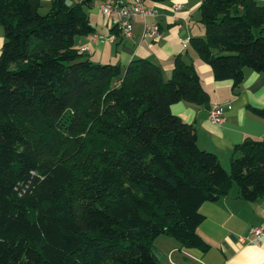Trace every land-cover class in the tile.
I'll list each match as a JSON object with an SVG mask.
<instances>
[{"label":"trees","instance_id":"16d2710c","mask_svg":"<svg viewBox=\"0 0 264 264\" xmlns=\"http://www.w3.org/2000/svg\"><path fill=\"white\" fill-rule=\"evenodd\" d=\"M90 2L52 0L43 15L42 0H0V264H161V235L210 249L203 204L234 184L246 201L264 196V139L237 146L228 172L172 112L210 103L194 64L177 57L166 81L148 59L122 68L76 48L95 32ZM200 11L192 47L216 81L236 91L246 68L264 74V5L203 0Z\"/></svg>","mask_w":264,"mask_h":264},{"label":"crops","instance_id":"0c3cea01","mask_svg":"<svg viewBox=\"0 0 264 264\" xmlns=\"http://www.w3.org/2000/svg\"><path fill=\"white\" fill-rule=\"evenodd\" d=\"M44 1L52 6V0ZM81 1L69 0V3L76 5ZM120 1L130 3L132 0ZM202 1L164 0L149 4L147 7L157 12L151 22L159 24L163 34L159 42L153 43L143 38V20H135L132 37L125 38L117 22H109L101 15L102 0H91L86 9L94 34L101 38L92 43L91 35L76 36L74 44L78 49L89 47L86 54L95 63L118 64L125 68L132 61L148 59L161 68L166 81L172 77L177 57L194 64L210 103L198 106L182 101L172 106V112L195 128L200 148L217 155L230 172L237 146L247 138L264 139V119L252 111V108L264 107V74L246 68L244 81L236 91L232 81L215 80L212 68L192 47V39L205 37L200 11ZM255 1L264 5V0ZM176 4L181 6L178 11L173 10ZM182 40H187L186 46ZM4 43L5 31L0 26V55ZM214 104L225 110L224 122L220 125L209 119V108ZM200 212L205 220L198 232L210 249L204 252L200 248H188L175 238L161 235L154 242V252L161 264H264V240L259 246L239 243V238L248 236L252 228L264 226V196L253 202L246 201L234 184L225 197L216 203L203 204Z\"/></svg>","mask_w":264,"mask_h":264},{"label":"built area","instance_id":"2783aa9c","mask_svg":"<svg viewBox=\"0 0 264 264\" xmlns=\"http://www.w3.org/2000/svg\"><path fill=\"white\" fill-rule=\"evenodd\" d=\"M181 9L179 4L173 6L174 11ZM99 10L101 15L109 22H117L122 35L125 38H131L133 35L134 21L141 19L144 21L143 38L153 43L159 42L162 37V31L159 24L151 22V19L157 17L154 9L147 7L144 0H132L130 3H124L120 0H102ZM101 37L97 34L91 35V42H96ZM187 40H182L184 46ZM82 52L88 53L89 47H83ZM225 118V110L221 105L214 104L209 108V119L214 124H222ZM264 216V212H263ZM264 240V226L254 227L250 230L249 235L239 238L242 245L259 246Z\"/></svg>","mask_w":264,"mask_h":264},{"label":"rangeland","instance_id":"374dc122","mask_svg":"<svg viewBox=\"0 0 264 264\" xmlns=\"http://www.w3.org/2000/svg\"><path fill=\"white\" fill-rule=\"evenodd\" d=\"M51 9V6H49V4H47V2H42V8L40 9L41 14H47L49 12V10ZM217 53V51H216Z\"/></svg>","mask_w":264,"mask_h":264}]
</instances>
